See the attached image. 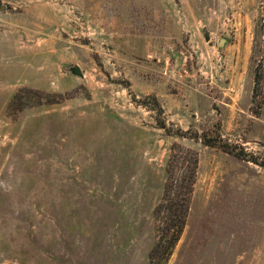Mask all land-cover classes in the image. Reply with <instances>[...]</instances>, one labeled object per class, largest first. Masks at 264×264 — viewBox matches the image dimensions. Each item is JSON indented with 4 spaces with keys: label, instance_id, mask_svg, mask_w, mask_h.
<instances>
[{
    "label": "rangeland",
    "instance_id": "374dc122",
    "mask_svg": "<svg viewBox=\"0 0 264 264\" xmlns=\"http://www.w3.org/2000/svg\"><path fill=\"white\" fill-rule=\"evenodd\" d=\"M0 6V264H264V0Z\"/></svg>",
    "mask_w": 264,
    "mask_h": 264
},
{
    "label": "trees",
    "instance_id": "16d2710c",
    "mask_svg": "<svg viewBox=\"0 0 264 264\" xmlns=\"http://www.w3.org/2000/svg\"><path fill=\"white\" fill-rule=\"evenodd\" d=\"M160 126L162 128H165V123L162 122ZM182 134H183V131H181L179 129V131L177 132V135L181 136ZM207 144H211V143H207ZM180 148H181L180 146H177L176 144H174L172 146V152L182 151L185 153V158H186V156H188L189 162H190V168H189L190 181H189V184H187V185L186 184H177V183H171L170 185H168V188H171V186H175V188L178 190L177 191V196H178L177 200L181 202V208L174 212V215L176 216V219L174 220L176 223L175 224L176 227L172 231V233H170L171 235L169 238V245L167 246V249H168L167 254L170 251V249L174 246L175 242L178 240L179 235L183 229L184 222H185V216H186V212L188 209L187 206H188V202H189V197H190V194L192 191V183H193V179H194V175H195V171H196L197 163H198L197 153L194 150L184 149V148L180 149ZM173 154L174 153H170L168 155V159H167L168 161H171V159L173 160V159L178 158L176 155H173ZM182 173H183V171H182ZM175 180L177 181V179H174V181ZM169 190H170L169 193L173 192V191H171L172 189H169ZM170 196L171 195L169 194L168 201H171V202L174 201L173 198H171ZM180 196H181V199H180ZM168 210H170V207ZM168 213H169V218H172V216H173V215H171L172 213L170 211L169 212L166 211L167 216H168ZM170 228H172V227L170 225H168L164 229L170 230ZM162 237H163V234H162ZM156 247H161V239H160V241L157 242Z\"/></svg>",
    "mask_w": 264,
    "mask_h": 264
},
{
    "label": "water",
    "instance_id": "95a60500",
    "mask_svg": "<svg viewBox=\"0 0 264 264\" xmlns=\"http://www.w3.org/2000/svg\"><path fill=\"white\" fill-rule=\"evenodd\" d=\"M5 8V6H0V10H3ZM224 41L223 39H221V41L219 42V44ZM69 70L72 74L74 75H79L81 76L82 75V72L80 70V68L77 66V65H72L69 67Z\"/></svg>",
    "mask_w": 264,
    "mask_h": 264
}]
</instances>
